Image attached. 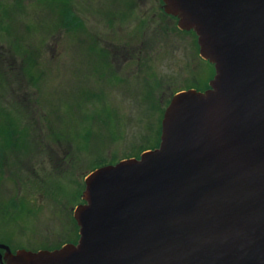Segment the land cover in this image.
Returning <instances> with one entry per match:
<instances>
[{
	"label": "rangeland",
	"instance_id": "1",
	"mask_svg": "<svg viewBox=\"0 0 264 264\" xmlns=\"http://www.w3.org/2000/svg\"><path fill=\"white\" fill-rule=\"evenodd\" d=\"M162 5L0 0V240L67 241L85 176L154 148L166 100L208 84L196 35Z\"/></svg>",
	"mask_w": 264,
	"mask_h": 264
},
{
	"label": "water",
	"instance_id": "2",
	"mask_svg": "<svg viewBox=\"0 0 264 264\" xmlns=\"http://www.w3.org/2000/svg\"><path fill=\"white\" fill-rule=\"evenodd\" d=\"M214 73L174 93L159 143L84 178L75 244L5 264H264V0H161Z\"/></svg>",
	"mask_w": 264,
	"mask_h": 264
},
{
	"label": "flooded vegetation",
	"instance_id": "3",
	"mask_svg": "<svg viewBox=\"0 0 264 264\" xmlns=\"http://www.w3.org/2000/svg\"><path fill=\"white\" fill-rule=\"evenodd\" d=\"M72 216H73V214H72ZM69 219L71 220L70 227L73 225V227H72V232H74L72 235L73 238L71 237L72 233L70 232L71 231L70 230L69 231V238L67 239V241H65V242L58 241L55 244L46 245L42 249L53 250V249L61 247L62 245L66 244V243L75 244L77 242V235H76V230H75L76 229V222H75L74 218H72V217H69ZM0 245L8 247V249L10 250L11 253H15L19 249L29 250L27 248H24L22 246V244H18L17 242L10 241L9 239L7 241L0 240ZM33 251H35V250H33ZM4 253H5V249L0 247V264H5Z\"/></svg>",
	"mask_w": 264,
	"mask_h": 264
},
{
	"label": "trees",
	"instance_id": "4",
	"mask_svg": "<svg viewBox=\"0 0 264 264\" xmlns=\"http://www.w3.org/2000/svg\"><path fill=\"white\" fill-rule=\"evenodd\" d=\"M69 16H68V14H66V16H65V18H66V20L65 21H69V23L68 22H66V26H71V27H76V26H78L79 24V20H77V19H73L72 17H71V14H70V17L68 18ZM172 17V16H171ZM71 18L75 21V24L72 26V23H73V21H71ZM172 18H174V19H176L175 17H172ZM179 32H182V30H178ZM190 32H192L193 34H194V32L193 31H190ZM194 36H195V34H194ZM196 37V36H195ZM195 45H196V47L198 48V45H197V41L195 42ZM212 65V64H211ZM198 82H197V80L196 79H194V80H192L191 82H190V85H188L187 86V88L186 89H188V88H195V89H197V90H200L199 89V85L197 84ZM198 85V87H196ZM208 87V84H205L204 85V87L202 88V90L203 89H205V88H207ZM180 90H184V89H178V90H176L175 92H173L172 93V95L174 94V93H176V92H178V91H180ZM171 95V96H172ZM166 102L168 103L169 102V99H167L166 100ZM159 113H160V118H161V115H162V113H163V109L162 110H160L159 111ZM4 128H1L0 127V132H1V134L0 135H2L3 133H4ZM159 131H160V127L158 128V134H159ZM5 133H8V130H5ZM158 138V137H157ZM3 139H5V138H3ZM158 143H159V139L157 140V142H156V146L158 145ZM155 146V147H156ZM147 149H150L149 147H146V148H143V149H141V151H145V150H147ZM77 238H78V236H77Z\"/></svg>",
	"mask_w": 264,
	"mask_h": 264
}]
</instances>
